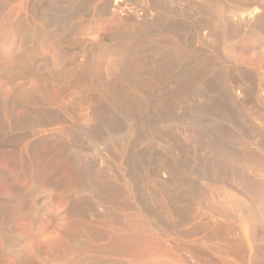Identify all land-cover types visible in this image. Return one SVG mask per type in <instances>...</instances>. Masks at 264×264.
Here are the masks:
<instances>
[{
	"label": "rangeland",
	"instance_id": "obj_1",
	"mask_svg": "<svg viewBox=\"0 0 264 264\" xmlns=\"http://www.w3.org/2000/svg\"><path fill=\"white\" fill-rule=\"evenodd\" d=\"M83 1L0 0V264H146L163 251L171 254L170 243L163 239L123 236L115 227L125 223L126 210L108 207L112 200L122 201L128 195L150 201L152 191L158 194L151 201L164 200L168 188L183 198L187 191L183 184L163 186L150 177L161 156L174 159V170L183 177L209 182L216 193L226 190L243 197L232 181L234 174L251 183L264 177L243 162L231 165L223 154L241 156L247 151L264 156L259 144L264 128L255 115L264 109V83L256 93L250 77L256 58L251 23L242 33L231 27L234 34L229 30L233 24L228 25L221 38L216 29L208 36L198 29L205 14L192 5L193 0H166L164 8L146 16L116 10L108 4L112 0H94L88 9ZM123 1L132 10L147 5L146 0ZM123 57L127 65L140 64L142 73L129 75L124 88L144 110L133 104L121 107L99 83L120 75L116 60ZM260 57L264 62V43ZM207 58L213 73L206 72L203 81L210 86L180 89L172 83L173 76L203 65ZM229 69L232 75L239 71L235 76L243 72L248 76L242 98L230 95L227 82L217 79L216 74L228 75ZM161 98L168 104L155 109ZM92 104L95 111L100 106L111 110L117 125L110 124L111 117L110 122L96 121ZM50 110L64 121L49 124L43 114ZM167 113L176 124L161 123L168 119ZM133 120L147 127H130ZM153 126L154 132L149 130ZM203 161L211 164L212 169L207 165L211 175L202 169ZM75 202L84 205L77 214L69 211ZM97 204L107 209L106 217L99 215ZM237 243L238 251L243 250L238 252L239 262L246 264L254 248L243 240Z\"/></svg>",
	"mask_w": 264,
	"mask_h": 264
},
{
	"label": "bare ground",
	"instance_id": "obj_2",
	"mask_svg": "<svg viewBox=\"0 0 264 264\" xmlns=\"http://www.w3.org/2000/svg\"><path fill=\"white\" fill-rule=\"evenodd\" d=\"M66 1H68V0H66ZM93 1L94 0L83 1L82 5H84V9L90 8L92 6L90 4ZM165 1L166 0H146L147 5H142V8L135 9V10L126 8L123 0H112V3H108V4H111L112 8H114L116 10H124L128 14H139L141 16H146L150 13V11L158 12L159 9H161V7L164 8V6L167 2V1L166 2ZM193 2H194V4H192ZM193 2L191 4L194 5V7L197 6L196 8L203 11L202 13L205 14V16H203L204 18L200 20V24L198 26V29H200L202 31L204 30L203 34H205L207 36L212 35L213 29H216L219 32V35L221 38L223 36L225 37V33L227 31L230 30L232 32L233 29L231 30V27L232 28L234 27V31L236 33H242V31H244L245 28L250 23L252 24V26H253L252 29H253V33H254V37H255L254 46L256 49V56H255L256 58H255L254 65L251 67L250 77L253 79V84H254V87L256 88V90H254V91L257 93V91L259 90V92H260L261 91L260 89L262 88V83H264V82H262V80L264 78V62L261 61V57H260V48L262 47V45L264 43V0H193ZM103 9H105V7L101 8V10H103ZM232 24H233V26H230ZM228 25L230 26V29L223 31L222 29L224 27H226V28L229 27ZM45 28L46 27H44V29ZM26 32H28V31H26ZM38 32H39V30H38ZM230 34L231 33L229 32V36H230ZM232 34H234V33L232 32ZM46 42H48V41H46ZM55 48H57V47H55ZM176 52L181 54V51H176ZM182 53H183V51H182ZM125 59H126V57H123L122 60H120V59L116 60L118 65H120V68H121L119 76L117 74V77L115 79H113L111 81H106L104 83H101V82H99V83L101 84V86H103L106 93H109V92L113 93L112 94L113 96H111V99H113V101L118 103L121 107L126 108L130 104H133L134 108L142 110V108L143 107L145 108V106H142V103H140V104L134 103L133 102L134 98L129 93L128 88H126V89L124 88L127 85L126 81L129 78V75L138 76L139 73H142L139 71L140 70V64H138L139 62L138 63L136 62L137 64H133L132 66H130V65L125 64ZM202 61H203V65H201L195 69H192L193 67H191L192 70H189L190 69L189 68L188 71L180 73L176 76H173L174 80L172 81V83L175 84L176 87L180 86V89H182L181 86L188 87V86L194 85V84H196V85L197 84L198 85H204L205 84L206 86H210L211 83L204 82L203 77H205L206 72H207V74L209 72L213 73V72H211V71H213V68H210L211 67V61L209 59H208V61H206L205 59ZM227 71H228V69H227ZM230 71H231V69H229L228 75L226 72H225L226 74H223V73L216 74V75H218L217 79H218V81L223 80L224 82H227V85L230 86V88H229V94L230 95L236 94L237 97L242 98L243 94H244L243 92L245 90V85H246L245 81H247L248 76L244 72L239 74L238 76H235V74H237L239 71H237V73H235V74L233 73L234 75L230 74V73H232ZM144 78L142 77L143 80H145ZM251 78H249V79H251ZM150 81H151V79H150ZM139 82H140V80H139ZM142 82L146 83V80L142 81ZM151 83H152V81H151ZM120 88H122V89H120ZM118 90L120 92L116 93ZM144 92H142L143 95L148 97L147 96L148 94L145 95ZM163 93H164V91L162 92V95H163ZM262 93H264V92H262ZM180 95H179V97L178 96L177 97L180 98ZM260 95H262V94H260ZM251 96H253V95H251ZM259 98H261V97H259ZM145 99H147V98H145ZM162 99L163 98H161V101L157 105L154 102V104L156 105L155 106L156 108L154 107L153 104H151L152 105L151 110H153V107L155 109H160V108H163L166 103L168 104V102L163 103ZM175 99L176 98H174V100ZM148 100H149V98H148ZM239 100H240V98H239ZM177 101H179V100H177ZM256 101H258V100H256ZM94 102H96V100H94ZM261 102H259V103H261ZM206 104H209V103L207 102ZM241 104H244V103H241ZM237 105H240L239 101H238ZM262 105H264V104L262 103ZM90 106H91V108L94 107L93 104ZM199 106H201V104ZM169 107H170V105H169ZM190 107H192V106H190ZM238 107H240V106H238ZM96 108H97L96 111L94 110V108H92L93 109L92 115H94V117L93 116L92 117L93 118L97 117L96 118L97 120L96 119L95 120L96 121L99 120L100 124H102L103 122H106V121L108 122L110 120L109 118L112 115L111 110H109L107 107H104V106H100V107H96ZM144 108H143V110H144ZM206 108H207V106L201 107V109H203V110H206ZM217 108H219V107L217 106ZM254 108L256 110L257 107L254 106ZM213 109H216V108H213ZM223 109H224V107H223ZM244 109H245V107H244ZM151 110H150V112H151ZM261 110H264V109H260V110L255 111V115H256V117H258L260 119L261 126L264 128V114H263L264 112ZM91 111H90V114H88V116L91 115ZM220 111H222V110H220ZM24 112H26V110H24ZM261 112H263V113H261ZM251 113L254 115L253 112H251ZM41 114H42V112H41ZM30 115H31V113H30ZM43 115H45L49 118V124H53V123L55 124L56 122L58 123L60 121H64V117L57 112H53V111L45 112ZM32 116H33V114H32ZM85 116H87V115H85ZM167 116H168V113H167ZM195 116H196V113H195ZM195 116H194V119H195L194 121H196L197 119L199 120V118L196 119ZM111 118H112L111 122L109 121L110 124L115 123L114 121L112 122V120H115V119H113V117H111ZM166 118H168V119L161 121V123L163 121H165L166 123H162V124H164V125L167 124L169 126L176 124V123H174L175 120L173 117H172L173 119L172 118L169 119V116ZM12 120H14V119H12ZM192 120H190L191 124H192V122H194ZM20 121H22V120H20ZM133 121H134L133 123L129 122L130 127L133 125L134 126L139 125L138 127H141V128L147 127L144 122H138L136 120H133ZM0 122H2V121H0ZM89 122L92 123V121H89ZM99 122H96V125L94 124L95 127L97 125H99L98 124ZM196 122H198V121H196ZM62 123H64V122H62ZM94 123H95V121H94ZM178 123H180V122H178ZM42 124H44V123H42ZM115 125H117V123H115L113 126H115ZM185 125H189V124L185 123ZM184 128H182V129H184ZM154 129H155V127L153 126L149 130L154 132ZM189 130H191V129L189 128ZM94 131H96V130H94ZM136 131L139 133L138 130H136ZM192 131H194V130H192ZM92 132H93V130H92ZM155 133L157 134V132H155ZM185 134H187V133H185ZM202 136H204V135H202ZM257 136H259V135H257ZM234 139H236V138H234ZM93 140H95V139H93ZM110 140H112V139L110 138ZM204 141H206V140H204ZM252 141L254 143V140H252ZM213 142L210 143L208 141L209 145L212 144ZM216 142L217 141H215L214 143H216ZM199 144L201 145V143H199ZM259 144L262 145V147L264 146V136H263V138H261V143H259ZM219 145L217 146V144H216L218 149H219ZM239 146H241V145H239ZM205 147L207 148V144ZM256 147H259V146L257 145ZM202 148H203V146H202ZM210 151H211V149H210ZM243 153L244 154L241 156H236L235 154H233L231 152L223 151V154L227 157V159H229L228 163H230L231 165L235 166V165L243 162V163H245V165L248 164V166H250V168L254 169V173L256 172V174H257L259 172H262L264 174V156L259 155L260 153L258 155H255L256 152L251 153V152L246 151ZM210 156H211V154H210ZM220 156H222V155H220ZM157 158H155V160H157ZM209 158H211V157H209ZM156 163H157V166H155L156 168L150 172V177H154L155 181H157V183H160L163 186H165L166 183L169 184V183H173L175 181L179 184H183V187L186 186L185 189L187 190L185 192L183 198H178V196L176 194L170 192L171 190L168 191L169 188L167 187L168 189L164 193L166 196V199H164V200L161 197V198H159L160 200H158L156 198L154 201V199L152 198L153 200L151 201L150 197L153 194H151V196H149L150 201L149 200L146 201L142 198L137 199L136 197H134L136 199H130L131 196L128 195V197L130 196V198L127 197V198L123 199L122 201H116V200L113 201L112 200L113 202L111 201L110 204L108 205V207L111 206L113 208V209L110 208V210L111 209L114 210V208H119V207L120 208L123 207L126 210V211H124V214H123V216L125 218V219H123V221L125 220V223H121L122 226L118 225L115 227V230L119 231V233L121 232L123 236H129V237L133 236L132 238L136 239L137 236H139V238H140L141 237L140 235H143L144 239L146 237L145 241H148L147 238H153V239H157V240L163 239L166 242L170 243L172 248H168V249L171 251V254L168 251L167 252L163 251L162 255L159 256V258H151L150 260H148V262L146 264H239L240 262H239L238 252L243 253V250L238 251V249H239L238 244L239 243H237V242H241L242 240L248 244V245L246 244L248 246V248H254L253 250H250V252H248L249 253L248 259H247V257H244L245 260L247 259L246 264H264V250H262L264 248V177H262L260 179L261 176L259 175L260 177H258V175H257V177L260 180L257 182L251 183L249 181V179L244 177L242 174H234L232 177V181H233V183L236 184L237 191L240 192V194H242L243 197H241V196H238V195L231 193L229 191H226V190H224V191L221 190L220 192L218 191L216 193L214 191V188H212V186L209 184V182H197L194 179L192 180V178L190 179L188 177V179H187V177H183L182 173H179V172L174 170V165H175L174 159L170 160L168 158H165L164 156L163 157L161 156V158H159ZM206 163L204 162L206 167H204V165H203L202 169L203 168L207 169V167H208L207 165H209V166L211 165L209 163L208 164H206ZM141 164H142V162H141ZM154 165H155V162H154ZM212 166L215 167L214 165H212ZM210 168H211V166H210ZM210 168L208 167V169L207 170L205 169V171L210 172L209 171ZM233 168H235V167H233ZM225 169H227V167L224 168V170ZM242 170H243V168H242ZM201 171H203V170H201ZM221 172H222V170H221ZM249 172H250V170H249ZM211 173L212 172L207 173V174L211 175ZM216 173H218V172H215L213 174H215L217 176ZM198 174H200V173H198ZM207 174H205V175L207 176ZM250 174H253V173H250ZM202 175H203V173H202ZM223 177H224V172H223ZM100 179H101V177H100ZM210 179H213V178H210ZM210 179H208V180H210ZM215 179H216V181L218 180L217 178H215ZM146 181H148V180L146 179ZM204 181H205V179H204ZM228 181L229 180H227V182ZM225 184H227V183H225ZM131 186H132V184H131ZM133 188H132V190H133ZM218 189L220 190V187H218ZM97 190H98V187H97ZM129 190H131V189H129ZM216 190H217V188H216ZM160 191H161V189H160ZM151 193H154V195L158 194L155 191L154 192L152 191ZM147 194H149V193H147ZM154 195L152 197L155 198L156 196H154ZM103 207L104 206H102L101 204L96 205V208H97L99 215L106 217L107 215H106V212L104 214V211H107V209L104 210ZM83 208H84V205L82 203H78V202H75V203L69 205V211L75 212L76 214L80 211V209H83ZM110 210H108V211L111 213L112 210L111 211ZM116 210H118V209H116ZM241 212L244 215V218H242L243 216L240 217L239 213H241ZM90 215H91V213H90ZM143 236H142V238H143ZM129 239H131V237ZM240 246L243 248V243ZM241 247H240V249H242ZM244 252H245V250H244ZM246 253H247V250H246ZM241 256H245V255L241 254Z\"/></svg>",
	"mask_w": 264,
	"mask_h": 264
}]
</instances>
